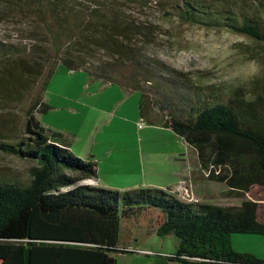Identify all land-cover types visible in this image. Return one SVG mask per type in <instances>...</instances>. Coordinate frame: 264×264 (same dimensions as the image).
Here are the masks:
<instances>
[{
	"label": "trees",
	"instance_id": "obj_1",
	"mask_svg": "<svg viewBox=\"0 0 264 264\" xmlns=\"http://www.w3.org/2000/svg\"><path fill=\"white\" fill-rule=\"evenodd\" d=\"M0 0V22L27 25L19 43L0 39V152L35 164L29 179H0V264H118L123 222L156 223L178 239L179 264H264L231 247L234 234L264 236V69L248 88L190 82L136 47L142 25L131 6L252 45L264 66V0ZM29 40L28 45L22 42ZM253 54V53H252ZM140 93L139 119L173 132L208 181L237 207L184 202L169 191H107L81 185L97 163L77 158L62 133L36 115L57 64ZM218 170V173L215 172ZM135 224V225H136ZM153 226V227H154ZM123 240H131L127 233Z\"/></svg>",
	"mask_w": 264,
	"mask_h": 264
},
{
	"label": "rangeland",
	"instance_id": "obj_2",
	"mask_svg": "<svg viewBox=\"0 0 264 264\" xmlns=\"http://www.w3.org/2000/svg\"><path fill=\"white\" fill-rule=\"evenodd\" d=\"M247 1L250 6L256 5ZM151 7L131 6L126 9L127 14L143 27L145 35H140L135 46L141 47L142 55L149 61H159L184 73L190 82L233 88H248L263 71L261 58H256L251 43L243 37L224 30L189 27L175 18L166 20L155 7ZM27 29V25L1 21L0 39L19 43L21 32ZM27 43L31 44L29 40L22 42L23 45ZM43 101L50 110L36 117L47 132L62 133L77 158L87 160L91 150L96 152V160L100 162L98 175L104 183L95 188L119 192L138 189L167 191L184 180L188 195L197 194L199 199L195 202L202 205L224 208L241 202L239 198L222 200V196L226 197L225 186L209 183V188H205L193 181L196 170L197 175L205 179L194 150L173 132L139 122L138 91H127L118 83L94 78L86 70L70 71L59 63L43 92ZM0 117L5 118L7 114L0 112ZM136 123L141 130H136ZM108 147L114 150L115 162L103 158L102 153ZM34 166L31 161L0 152V179H29V169ZM181 174L187 178H180ZM181 193L184 195V190ZM150 222V218H143L137 224L123 222L120 244L146 245L153 251H174L178 239L156 236L151 232L156 223L151 225ZM127 233L131 240L122 239ZM132 258L126 260L118 256L117 261L118 264H137Z\"/></svg>",
	"mask_w": 264,
	"mask_h": 264
},
{
	"label": "crops",
	"instance_id": "obj_3",
	"mask_svg": "<svg viewBox=\"0 0 264 264\" xmlns=\"http://www.w3.org/2000/svg\"><path fill=\"white\" fill-rule=\"evenodd\" d=\"M139 122H141L140 119H139ZM135 126H136V130L142 129L140 127V125H138L137 123L135 124ZM164 130H166V129H164ZM68 146H69L70 151L74 153L72 146H70L69 144H68ZM191 153H192V151H191ZM113 154H114V150L112 147L105 148L104 152L102 153V155L105 156V157H103V158H105L104 159L105 161L107 159H110L112 162H115L113 160V157H112ZM192 155H193V153H192ZM90 159H93L97 163V176H96V178L82 182L81 185L95 187V186L100 185L101 183H104V182L101 181V179L98 175L100 173L99 172L100 162L96 160V152H94V150L90 151L89 158H87V160H90ZM83 160H85V159H83ZM113 167L114 166L110 167V169H112ZM108 173H109V176H111L112 170L108 171ZM192 173H193V171L191 170V174ZM197 174H199V172L196 170L195 171V177L193 174L192 178H193V181H195L196 183H199L201 185V187L205 186V188H209L208 187L209 183L219 184V185L225 186L223 183H216V182H211V181H208L206 179H203L202 177H200ZM183 175L184 174H181L179 177L180 178L183 177L182 179H184L185 177L187 178V176H185V175L183 176ZM197 177H198V179H197ZM182 181H184V180H182ZM180 187H181V184H179L176 188H168L166 190L169 191L170 193L175 194L179 200H182L184 202H195V200L199 199L198 195L195 193H193L194 196H192V197L189 196L191 199L187 200V199L183 198L182 193H181L182 191L180 190ZM184 188H188V185H185ZM201 192H202V188H201ZM226 199H227V196L226 197L222 196V200H226ZM197 203L200 204L199 202H197ZM239 205H240V203H238L237 205H233V207H237ZM231 247H232L233 251H235L238 254H249V255H252L256 260L264 262V236H256V235L255 236L254 235H250V236L237 235L236 236V235H232L231 236ZM175 248H176V246L174 247V251H172V252L162 251L160 249L153 251L146 245H144L143 247H138V246L135 247L134 245L127 244V245L122 246V249H124L125 251H128V252H125L123 254H118L116 256L117 257L122 256L126 260H129L130 256H133L132 259H134L137 264H179L178 262L171 260V258H170V256L173 255V253L175 252ZM116 256H115V258L117 260ZM117 263H118V261H117Z\"/></svg>",
	"mask_w": 264,
	"mask_h": 264
},
{
	"label": "built area",
	"instance_id": "obj_4",
	"mask_svg": "<svg viewBox=\"0 0 264 264\" xmlns=\"http://www.w3.org/2000/svg\"><path fill=\"white\" fill-rule=\"evenodd\" d=\"M141 123H142V121H141ZM202 172H205V178L207 177V175L210 174V170H208V171L203 170ZM217 173H218V170L215 172V174H217ZM180 184H181L180 190H181V191L184 190V195H182V196H183L184 198H189V199H191V198L189 197L188 193H187V189L184 188V186L186 185V182H185V181H182Z\"/></svg>",
	"mask_w": 264,
	"mask_h": 264
}]
</instances>
